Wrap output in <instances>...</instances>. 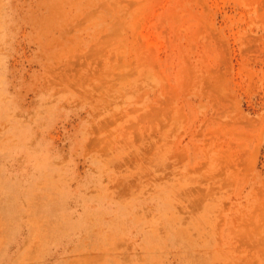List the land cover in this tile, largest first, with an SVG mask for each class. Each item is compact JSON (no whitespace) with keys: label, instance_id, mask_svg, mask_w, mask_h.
Listing matches in <instances>:
<instances>
[{"label":"rangeland","instance_id":"374dc122","mask_svg":"<svg viewBox=\"0 0 264 264\" xmlns=\"http://www.w3.org/2000/svg\"><path fill=\"white\" fill-rule=\"evenodd\" d=\"M0 264H264V0H0Z\"/></svg>","mask_w":264,"mask_h":264}]
</instances>
